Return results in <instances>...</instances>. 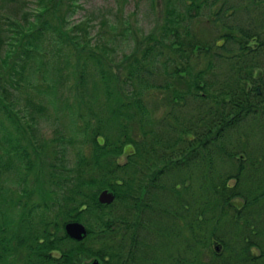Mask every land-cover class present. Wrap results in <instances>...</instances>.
<instances>
[{"label": "trees", "instance_id": "1", "mask_svg": "<svg viewBox=\"0 0 264 264\" xmlns=\"http://www.w3.org/2000/svg\"><path fill=\"white\" fill-rule=\"evenodd\" d=\"M74 9L0 0V264H264V0H165L116 71L67 31ZM65 45L73 101L57 94ZM40 65L81 137L73 160L58 129L37 138L62 106L15 104Z\"/></svg>", "mask_w": 264, "mask_h": 264}, {"label": "rangeland", "instance_id": "2", "mask_svg": "<svg viewBox=\"0 0 264 264\" xmlns=\"http://www.w3.org/2000/svg\"><path fill=\"white\" fill-rule=\"evenodd\" d=\"M67 2H73L75 9L73 12L68 13L66 17V24L70 29L78 25H81L88 32L85 37L91 44L97 53L105 57L106 63L111 67L113 71H116L118 64L123 59L125 54H131L134 49L133 46L137 40H141L144 36L152 31H155L162 23V17L164 15L165 0H66ZM29 5L34 7L36 0H28ZM127 28V30H124ZM76 33L74 30L72 31ZM83 39V38H82ZM50 49V47H49ZM51 50V49H50ZM54 49L46 54V59L50 66L54 62L51 56ZM71 47L65 45L61 46V51L58 52L61 60L60 68L62 72L63 87L57 88V94L64 98L68 97L70 101H73L75 94L79 93L76 89H70L73 86L74 79L72 77V63L75 62V57L71 55ZM71 56V62L65 63L64 57ZM57 55H55L56 59ZM56 61V60H55ZM50 68V69H49ZM45 68L41 65L38 66L37 71L30 77V81L34 82L32 85L25 86V92L21 94V98L15 101L17 106L22 108L24 106V97L30 96L34 101H39L47 107L48 112L53 115L55 109H59L62 106L58 119L62 120V124L58 125L53 121V117L49 119H41L38 128V139L41 143L51 145V138L58 129L59 132L65 134L68 138H72L71 143L66 145V156L71 160L74 159L76 151L78 149V141L81 137L73 135L74 127L70 121L68 111V102L61 103L52 99L53 94H50L47 90L48 74L45 72ZM99 79L98 77L96 78ZM66 80V82L64 81ZM99 82V81H98ZM88 87L91 88V84L88 83ZM100 87V86H99ZM98 87V89H99ZM44 89L45 91H43ZM100 90V97L102 96V90ZM67 114V116H66ZM66 116V117H65ZM80 123V120H77ZM45 147V146H44ZM43 147V148H44ZM47 156H50V148H45L41 151V157L47 160ZM124 160V156L120 158ZM103 190V189H102ZM108 190V189H107ZM109 191V190H108ZM111 192V191H110ZM93 260V257L83 259V263L87 264Z\"/></svg>", "mask_w": 264, "mask_h": 264}, {"label": "water", "instance_id": "3", "mask_svg": "<svg viewBox=\"0 0 264 264\" xmlns=\"http://www.w3.org/2000/svg\"><path fill=\"white\" fill-rule=\"evenodd\" d=\"M97 200L101 204H110L114 200V194L107 189H103L99 192ZM64 230L70 238L78 241L82 240L87 234L85 225L78 221L67 222L64 225ZM87 264H97V259Z\"/></svg>", "mask_w": 264, "mask_h": 264}]
</instances>
